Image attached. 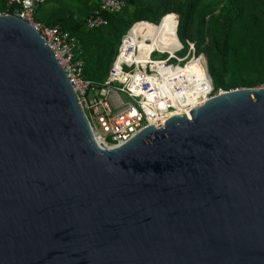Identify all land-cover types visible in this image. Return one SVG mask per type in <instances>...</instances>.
Wrapping results in <instances>:
<instances>
[{"label":"water","instance_id":"1","mask_svg":"<svg viewBox=\"0 0 264 264\" xmlns=\"http://www.w3.org/2000/svg\"><path fill=\"white\" fill-rule=\"evenodd\" d=\"M0 264H264V86L102 145L41 34L0 14Z\"/></svg>","mask_w":264,"mask_h":264},{"label":"trees","instance_id":"2","mask_svg":"<svg viewBox=\"0 0 264 264\" xmlns=\"http://www.w3.org/2000/svg\"><path fill=\"white\" fill-rule=\"evenodd\" d=\"M10 1L0 0V13L14 11L17 5ZM70 1L46 0L38 6L36 18L77 35L85 76L97 83L107 80L122 37L130 30L116 70L121 61H129L130 51L135 53L133 46L138 48L133 62L147 66L154 50L167 54L181 51L182 55L195 45L197 56L201 52L206 55L215 90L264 86V0H125L123 10L105 12L108 24L96 28H88L86 18L100 0H94V4L79 0L75 7ZM170 13L179 16L177 30V18ZM199 59L185 65L189 76ZM172 67L156 62L152 68L166 82L164 73Z\"/></svg>","mask_w":264,"mask_h":264},{"label":"built area","instance_id":"3","mask_svg":"<svg viewBox=\"0 0 264 264\" xmlns=\"http://www.w3.org/2000/svg\"><path fill=\"white\" fill-rule=\"evenodd\" d=\"M45 1L11 0V3L17 5L14 11L6 10L0 14L20 17L41 34L69 79L96 137L109 145L123 144L145 127L157 126L173 114L183 113L177 111L179 105L174 102L175 87L168 84V87L163 89L158 85L156 83L158 75L152 67L156 62L164 67H172L175 63L180 65L186 57L170 53L165 59H156L152 57L157 51L154 50L149 55L147 66L142 62L124 60L120 70L115 71L124 48L125 35L107 80L104 83H97L85 76L84 62L77 52L79 47L77 35L60 25L49 26L36 18L38 6ZM125 6V0H100L99 6L86 18L87 27L107 25L108 19L104 13L119 12ZM150 41L148 39V42ZM131 50L138 52V48L134 46ZM184 65H187V62ZM191 108L192 106L189 110Z\"/></svg>","mask_w":264,"mask_h":264},{"label":"rangeland","instance_id":"4","mask_svg":"<svg viewBox=\"0 0 264 264\" xmlns=\"http://www.w3.org/2000/svg\"><path fill=\"white\" fill-rule=\"evenodd\" d=\"M84 1V0H81ZM94 0H89L90 4H94ZM71 6L75 7V5L79 4V0H71L70 1ZM174 14L177 18V24H176V30L178 27V20L179 16L176 13H170ZM162 21V20H161ZM128 32V31H127ZM127 34V33H126ZM122 37V40L124 36ZM122 43V41H121ZM120 43V45H121ZM136 43V42H135ZM134 43V45H135ZM120 47V46H119ZM181 52V51H180ZM180 52L175 53L178 56H184L186 57L184 61L180 62V65L178 63H175V65L169 69L167 72L168 74L164 73L165 80L161 73L157 72L158 77L156 78V83L160 85L161 87L167 88V84L170 86H174V95H176L178 98L176 99L177 105H179V109L177 111L181 112L186 109H188L190 106L205 100L206 97H209L211 95L217 94L220 91H225L224 89L215 90L213 87V80L208 70V64H207V58L204 52H201L198 56L196 55V46L192 45L190 48L181 55ZM131 53V51H130ZM129 53V62H133L137 60L135 58V53L130 54ZM169 54H167V51L157 50L152 57L156 59L160 58H167ZM200 59L196 62V64L191 68L192 75H188L185 69V63L188 61H191L194 58ZM173 62H176L175 59H172ZM139 63V62H138ZM178 65V66H176ZM184 65V66H183ZM246 72V71H245ZM251 73L252 70H250ZM177 81V83H176ZM171 82V83H170ZM263 86V85H259ZM212 89V90H211ZM211 90V91H210ZM176 101H174L176 103Z\"/></svg>","mask_w":264,"mask_h":264},{"label":"bare ground","instance_id":"5","mask_svg":"<svg viewBox=\"0 0 264 264\" xmlns=\"http://www.w3.org/2000/svg\"><path fill=\"white\" fill-rule=\"evenodd\" d=\"M119 61V60H118ZM123 61H121V63H122ZM121 63H120V65H121ZM120 68H121V66H120ZM120 69H118V70H116V67H115V71H119ZM203 101V100H202ZM201 102V101H200ZM199 103V102H198ZM198 103H196V104H194V105H197ZM194 105H192V106H194ZM190 108V107H189ZM189 108L188 109H186V110H184V111H181V112H184V113H189ZM97 140L102 144V145H105L106 143L102 140V139H100V138H98L97 137Z\"/></svg>","mask_w":264,"mask_h":264}]
</instances>
